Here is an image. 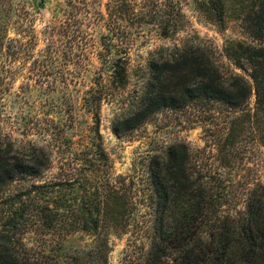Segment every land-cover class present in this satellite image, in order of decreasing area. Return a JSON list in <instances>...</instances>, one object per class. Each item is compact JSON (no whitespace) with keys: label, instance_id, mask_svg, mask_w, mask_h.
<instances>
[{"label":"trees","instance_id":"trees-1","mask_svg":"<svg viewBox=\"0 0 264 264\" xmlns=\"http://www.w3.org/2000/svg\"><path fill=\"white\" fill-rule=\"evenodd\" d=\"M193 2L219 30L224 28L227 0ZM18 4L22 6L21 0H0V94L11 83L3 58L9 60L27 48L9 36L14 23L27 32ZM246 7L243 20L253 41H228L223 47L227 63L220 62L209 46L191 38L151 52L133 105L114 122L113 131L121 135L162 110L187 108L201 111L202 121L210 127L218 125V105L245 113L264 146V0H247ZM56 8L63 20L49 27L41 65H52L59 56L70 59L83 44L82 31L95 30L100 33L99 56L113 55L111 83L121 87L128 80L122 49H127L133 28L153 24L162 37L175 36L183 28L179 0H59ZM103 88L90 87L82 101L94 118L96 135ZM243 122L232 117L223 132L216 131L215 146L225 170L232 167L237 148L233 125ZM205 151V146L198 149L202 154ZM50 153L36 145L19 149L0 139V264H64L36 253L25 240L26 234L44 238L60 234L63 228L100 237L94 241L93 253L101 264L109 252L107 235L101 232H125L137 226L135 217L140 211L149 217L139 225L147 245L136 264H264V182L247 189L242 208H225L230 172H202L197 167L199 156L185 142L170 143L151 155L143 178H113L104 173L102 165L109 166V158L101 144L89 143L73 150L78 167H70L66 178L32 183L24 191L9 190L13 182L41 177L50 167Z\"/></svg>","mask_w":264,"mask_h":264},{"label":"rangeland","instance_id":"rangeland-1","mask_svg":"<svg viewBox=\"0 0 264 264\" xmlns=\"http://www.w3.org/2000/svg\"><path fill=\"white\" fill-rule=\"evenodd\" d=\"M179 1L184 15L183 28L175 36H160L153 24L132 29L130 41L125 45L127 49L123 48L121 54L126 60L128 74L126 84L121 87L111 83L110 59L113 55L99 56L100 33L95 30L85 28L82 31L83 44L70 59L59 56L52 65L42 66L40 61L50 40L49 27L63 20L56 8L59 0H21L22 6L18 5L23 9L27 32L23 33L14 23L9 36L20 39L27 48L9 60L3 58L11 71L8 74L11 83L8 88L3 87L0 94V139L19 149L30 145L43 147L51 152V164L41 177L13 182L9 190L24 191L32 183L55 177L66 178L70 167H78L79 161L72 159L73 150L79 151L89 143L101 144L106 152L109 166L102 165L104 173H110L113 178L121 175L143 178L147 159L170 143L179 141L187 143L192 153L199 156L197 167L202 172H230L232 183L228 186L224 207H243L247 189L257 181L264 182V146L256 136L255 125L245 120V113L230 112L217 105L218 125L209 127L202 121L204 114L199 110L166 109L121 135L113 131L114 122L125 117L133 105L146 60L154 50L191 38L209 46L220 62L227 63L223 47L228 41H253L243 20L247 0H227L225 26L221 30L196 8L193 0ZM97 84L105 87L98 113L99 135L92 131L94 118L82 102L88 96L87 89ZM253 103L252 96L250 108ZM236 116L244 122L243 125H233L238 133L237 148L232 167L225 170L220 166L215 146L219 141L216 131L223 132L224 127L229 126L228 119ZM117 127H121L120 123ZM204 146L205 154L198 152ZM76 177L81 178L80 175ZM143 214L144 211H140L135 217L137 226L132 225L125 232L116 229L101 232L107 235L109 247L106 258H101V264L139 262L147 245L139 225L147 222L149 217ZM40 237L26 234L25 240L36 253L46 256L51 262L97 264L93 253L94 241L100 240L97 235L63 228L60 234L57 231Z\"/></svg>","mask_w":264,"mask_h":264}]
</instances>
